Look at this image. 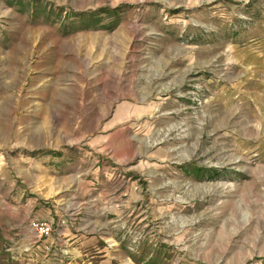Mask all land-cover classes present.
I'll use <instances>...</instances> for the list:
<instances>
[{
	"label": "rangeland",
	"instance_id": "obj_1",
	"mask_svg": "<svg viewBox=\"0 0 264 264\" xmlns=\"http://www.w3.org/2000/svg\"><path fill=\"white\" fill-rule=\"evenodd\" d=\"M103 253L264 264V0H0V264Z\"/></svg>",
	"mask_w": 264,
	"mask_h": 264
},
{
	"label": "crops",
	"instance_id": "obj_2",
	"mask_svg": "<svg viewBox=\"0 0 264 264\" xmlns=\"http://www.w3.org/2000/svg\"><path fill=\"white\" fill-rule=\"evenodd\" d=\"M76 236V235H75ZM96 240L95 239H89V244L95 242ZM73 243L74 242H77V238L75 237L74 238V241H72ZM75 246H77L76 243H74ZM96 246H94L95 248ZM73 251H76L77 252V248L73 249ZM102 255H104V257L98 262V264H111V259H117L116 257H109V255H107L106 253H103ZM109 257V258H108Z\"/></svg>",
	"mask_w": 264,
	"mask_h": 264
}]
</instances>
